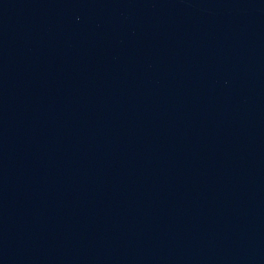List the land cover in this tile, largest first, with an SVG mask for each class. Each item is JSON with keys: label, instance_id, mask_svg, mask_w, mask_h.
Here are the masks:
<instances>
[{"label": "water", "instance_id": "1", "mask_svg": "<svg viewBox=\"0 0 264 264\" xmlns=\"http://www.w3.org/2000/svg\"><path fill=\"white\" fill-rule=\"evenodd\" d=\"M0 264H264V0H0Z\"/></svg>", "mask_w": 264, "mask_h": 264}]
</instances>
